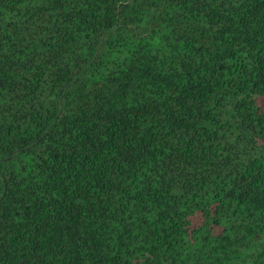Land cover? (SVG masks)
<instances>
[{
	"label": "trees",
	"instance_id": "1",
	"mask_svg": "<svg viewBox=\"0 0 264 264\" xmlns=\"http://www.w3.org/2000/svg\"><path fill=\"white\" fill-rule=\"evenodd\" d=\"M0 264H264V0H0Z\"/></svg>",
	"mask_w": 264,
	"mask_h": 264
}]
</instances>
